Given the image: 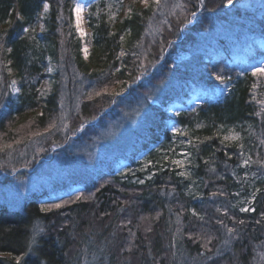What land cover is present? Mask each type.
<instances>
[{"label": "trees", "instance_id": "obj_1", "mask_svg": "<svg viewBox=\"0 0 264 264\" xmlns=\"http://www.w3.org/2000/svg\"><path fill=\"white\" fill-rule=\"evenodd\" d=\"M86 1L92 39L85 57L73 14L76 0H0V160L37 138L47 149L64 142L54 130L65 80L79 90V108L70 125H84L73 138L79 140L97 133L99 124L113 116L112 107L132 101L157 76L176 67L197 33L214 22L242 23L254 32L249 39L253 50L264 53L254 42L264 39V16L250 26L240 21V9L226 5L228 0H181L183 13H164L166 24L150 43L145 27L151 17L161 16L159 2L137 5L112 22L107 0ZM224 43L220 37L193 54L178 68L179 87L167 89L159 104H150L125 155L134 168L117 172L116 163L108 161L101 169H80L50 188L35 190L16 206L0 202V264H255L259 251L264 264V75L257 81L255 75L225 65L224 75L229 74L218 80L216 66L229 55L220 49ZM146 44L144 59L155 65L151 81L131 85L141 72L140 47ZM49 60L56 70L44 93ZM220 85L224 91L212 97L210 91ZM192 91L201 97L196 108L176 116L167 113L166 105L175 99L185 103ZM171 119L192 127L202 122L190 137L186 157L169 144ZM230 125L237 127L238 137L225 139ZM145 150V170H137L134 158ZM248 156L251 162L242 165ZM135 173L141 178L133 180ZM1 174L0 186L11 182ZM55 204L60 207L42 210ZM173 215L179 218V230L172 225Z\"/></svg>", "mask_w": 264, "mask_h": 264}, {"label": "rangeland", "instance_id": "obj_2", "mask_svg": "<svg viewBox=\"0 0 264 264\" xmlns=\"http://www.w3.org/2000/svg\"><path fill=\"white\" fill-rule=\"evenodd\" d=\"M201 1L198 5V10L202 7ZM77 4L83 7L82 13L75 11ZM137 5H145L144 0H107L108 19L112 22L120 21L123 16L127 15L133 7L136 8ZM158 5L161 7L159 11L161 16L151 17L145 27L147 32H149V43L153 41V36L162 29V25L166 24L164 13L172 16L183 13L181 0H159ZM226 5H232V7L240 9L241 14L244 16L240 21L249 25L257 18L264 16V0H232L231 3L227 2ZM88 6L89 4L86 0H76L73 8L75 26L78 35L81 37L82 53L85 57L88 55L92 39V30L87 23ZM193 15L194 13L191 16ZM77 17H79V21ZM192 19L191 17L186 24H190ZM241 24L222 20L217 23L214 22L211 27L197 33V39L194 44L191 45L187 52L181 53L177 58L176 67L174 65L169 72L157 76L154 81L137 93L132 101H127L123 105L115 107V109L112 107L113 116L109 119H104L99 124L97 133H89L79 140H74L73 138L79 136L84 125H80L75 129H71L70 126L72 115L79 108L78 86L67 85L66 80L63 81L60 95L59 120L54 131L60 132L61 136L64 137V142L54 143L47 149L43 145V141L37 138L28 142L21 150L9 154L5 160H0V173L12 178L11 182L0 186V202L8 201L11 205L16 206L35 190L40 191L44 187L50 188L53 182H60L80 169H101L108 161L116 163L117 172H124L134 168V165L129 163L125 155L132 150L133 140L137 135V131L144 125V121L150 111V104H159V99L166 93L167 89H173L175 86L176 88L179 87L178 68L183 67V63L187 59H191L193 54L201 53L205 47H211L221 37L226 39V43L220 49L225 48L229 55L222 64L216 66L215 71L217 74L219 73V76L225 78L228 76L229 73L224 75V72H226L225 65L236 69L238 74L241 75L253 74V69L264 67V53L262 51H254V43L249 40L251 38L250 35L254 32ZM254 42L260 49L264 47V39L262 37L255 38ZM148 46L149 44L140 47L142 54L140 59L141 72L138 74L137 80L131 85L138 82L146 84L151 81L150 77L154 72L155 65L150 66L144 59L146 52H148ZM219 52L222 54L221 50ZM162 60L160 59L158 62L161 63ZM204 61L209 63L212 58L207 56ZM44 70L46 77L42 91L46 93L54 79L55 64L49 60ZM262 76L260 74L255 75L257 81H261ZM224 89L223 85L215 87L210 91L211 96L217 97ZM13 91H17V88L14 87ZM200 100V95L196 91H192L185 98V103H179L175 99L173 103H169L165 108L168 114L176 116L196 108ZM261 104L264 109V100ZM98 118L99 115L93 122H96ZM198 121L192 127L190 126L192 124L189 123L183 124L175 119L169 120L168 129L174 133L169 144L180 149V156L186 157L185 154L188 151L187 144L190 137H192L193 133L198 132L197 126L202 124V122ZM226 127H224L225 137H238L239 132L236 126L230 125ZM173 128L178 129V131H173ZM45 148L47 153L41 155L40 153L42 150H46ZM56 150L60 151L56 153ZM146 157L147 150L139 152L135 156L134 160L139 164L137 170L145 168ZM22 170L27 173L24 176L16 177V174ZM131 178L137 180L141 177L135 173L132 174ZM189 189L193 193L197 191L196 183H189ZM171 222L175 230L180 229L179 218L176 215H173ZM224 244H227V238L224 239ZM255 264H263L261 251L255 257Z\"/></svg>", "mask_w": 264, "mask_h": 264}, {"label": "snow or ice", "instance_id": "obj_3", "mask_svg": "<svg viewBox=\"0 0 264 264\" xmlns=\"http://www.w3.org/2000/svg\"><path fill=\"white\" fill-rule=\"evenodd\" d=\"M155 2L158 3L159 0H155ZM231 2H232V0H228V3H231ZM144 3H145L146 6H148L149 0H144ZM44 8H45V9L48 8V4H47V3L44 4ZM81 10H82V9H81V5L77 4V5H76V8H75V11H76L77 13H79ZM77 20L79 21V17H77ZM24 31L27 32L28 29H25ZM122 39H123V38H122ZM49 70H50V69H49ZM257 74L264 75V67H259V68H255V69H253V75H257ZM216 78H217L218 80H223V79H224V77H222V76H217ZM121 91H123V89H121ZM173 131H178V129L173 128ZM228 138H229V137H225V139H228ZM233 138H234V137H233ZM261 143H264V141H261ZM250 162H251V158L249 157V158L243 159V160L241 161V164H242V165H248ZM175 163H180V162L177 161V162H175ZM181 175H184V173H181ZM141 183H142V181H141ZM257 191H259V189H257ZM221 194H222V193H221ZM213 195H215V193H213ZM255 195H256V193L253 192V193L251 194V198L254 199V198H255ZM77 199H80V197H77ZM48 207H55V208H58V207H60V205H59V204H55V205H50V206H47V207L42 206V210H47ZM240 210H241V211H247V210H249V209H248V208H244V207H242ZM193 212H194V214H195V210H193ZM240 223H243V221H241ZM227 231H228L229 233H232V232H233V229H232V228H228ZM208 239L210 240L211 237H208ZM205 246H207V242H205ZM17 259H18V258H17Z\"/></svg>", "mask_w": 264, "mask_h": 264}, {"label": "bare ground", "instance_id": "obj_4", "mask_svg": "<svg viewBox=\"0 0 264 264\" xmlns=\"http://www.w3.org/2000/svg\"><path fill=\"white\" fill-rule=\"evenodd\" d=\"M81 9H82V10L80 11V13H82V12H83V7H82V6H81Z\"/></svg>", "mask_w": 264, "mask_h": 264}]
</instances>
